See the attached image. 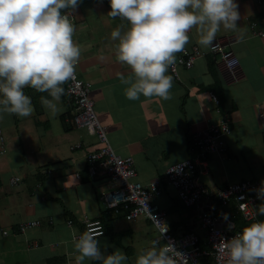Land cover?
Returning a JSON list of instances; mask_svg holds the SVG:
<instances>
[{"label": "crops", "instance_id": "0c3cea01", "mask_svg": "<svg viewBox=\"0 0 264 264\" xmlns=\"http://www.w3.org/2000/svg\"><path fill=\"white\" fill-rule=\"evenodd\" d=\"M234 2L240 15L237 30L221 27L216 36H239L231 48L240 60L241 78L231 83L223 79L218 57L198 43L193 28L186 46L197 45L203 54L190 67L180 65L177 76L169 69L172 88L166 100L126 98L119 75L127 78L131 69L118 61L117 41L110 33L129 24L107 15L109 0H82L70 16L76 27L73 39L82 50L75 71L89 82V97L114 150L133 157L136 180L147 184L161 179L168 165L188 157L196 159V177L210 189L244 178L264 180V36L253 35L249 26L252 20H264V0ZM24 92L32 99V115L0 118V264H77L73 236L83 232L102 233L97 237L101 250L107 254L122 249L126 264H135L141 250L161 245L153 241L158 234L150 221L126 219L127 208L102 205L99 193L108 188L107 180L91 177L85 169L86 153L101 143L76 124L75 106L65 91L55 117L41 105L47 93L32 88ZM224 118L230 130L222 149L203 153L190 132ZM13 176H19L15 184L10 182ZM159 189L152 200L165 209L171 231L192 229L204 241L195 209L180 201L173 185L161 181ZM216 207L237 214L232 204ZM31 220L39 223L16 228ZM84 264L101 262L86 259Z\"/></svg>", "mask_w": 264, "mask_h": 264}, {"label": "clouds", "instance_id": "9594fccd", "mask_svg": "<svg viewBox=\"0 0 264 264\" xmlns=\"http://www.w3.org/2000/svg\"><path fill=\"white\" fill-rule=\"evenodd\" d=\"M81 2L0 0V118L4 114L32 115V99L25 94V88L47 93L40 101L52 117L61 112L60 101L65 91L62 85L74 79L82 51L73 39L76 27L70 19ZM109 3L111 10L107 15L129 24L126 30L117 27L110 33V38L117 41L118 61L131 69L127 78L119 75L129 100L140 96L169 99L172 76L168 71L175 64L176 54L190 42V31L196 28L198 43L208 48L221 27L235 31L240 19L234 0H109ZM254 191L262 201L257 214L264 216V181ZM223 218L227 220L228 214H223ZM100 235L83 232L73 236L77 264H84L86 259L101 264H126L128 257L122 249L107 254L101 250L97 239ZM215 247L222 254L223 264H264V220L243 227L231 239L221 237ZM135 264L188 262L171 244H158L141 250Z\"/></svg>", "mask_w": 264, "mask_h": 264}, {"label": "built area", "instance_id": "2783aa9c", "mask_svg": "<svg viewBox=\"0 0 264 264\" xmlns=\"http://www.w3.org/2000/svg\"><path fill=\"white\" fill-rule=\"evenodd\" d=\"M71 19V17H70ZM72 20V19H71ZM253 35L264 36V20H252L249 24ZM239 40L236 33L216 36L213 45L208 50L218 57L221 63L220 73L227 83L241 78V64L236 54L232 51V44ZM203 51L197 46H186L182 52L176 54V61L169 69L173 75H178V67H190L195 58L202 55ZM89 82L78 76L75 71L74 79L66 82L65 93L75 106L74 119L78 126L85 127L89 133L94 134L101 143L97 149L86 153V172L91 177L105 178L108 188L102 190L100 201L106 208L118 209L120 206L127 208L124 217L133 219L143 217L151 222L158 234L153 238L155 243L161 241V246L171 244L177 251L184 254L188 264H223L221 255L215 245L220 243L221 237L231 239L241 231L236 227L233 216L223 218L216 205L232 204L246 222L260 220L257 206L262 201L256 198L255 189L261 186L264 180L244 178L243 180L227 182L220 187L210 189L196 177V159L185 158L171 163L165 170L161 179H154L147 184L136 180L134 159L131 155L117 153L110 144L106 126L103 125L94 110L93 100L89 97ZM212 99L217 102L215 94ZM228 120L223 119L202 128L200 131L190 132L191 139L203 153L220 151L223 137L229 132ZM3 139L0 135V152L3 150ZM204 162V161H203ZM204 166V165H203ZM80 176L78 172L75 173ZM19 176L10 178L15 184ZM173 185L177 189L180 201L196 211L199 228L204 233L203 241L194 230H187L180 234L171 231L165 209L152 200L153 195L160 193V182ZM70 222V221H69ZM37 220L26 221L19 224L18 230H23L30 225H37ZM2 234L7 230L3 229Z\"/></svg>", "mask_w": 264, "mask_h": 264}, {"label": "trees", "instance_id": "16d2710c", "mask_svg": "<svg viewBox=\"0 0 264 264\" xmlns=\"http://www.w3.org/2000/svg\"><path fill=\"white\" fill-rule=\"evenodd\" d=\"M233 216H234L233 218L235 220L236 227L239 228L240 230H242L243 227L252 223V222H246L245 220H243L242 216L239 213H237V214L235 213V214H233ZM263 218L264 217H261L262 220H263ZM16 228H18V227H16Z\"/></svg>", "mask_w": 264, "mask_h": 264}]
</instances>
